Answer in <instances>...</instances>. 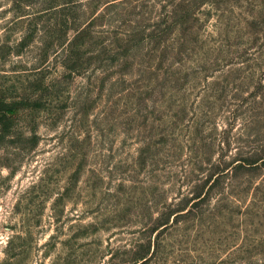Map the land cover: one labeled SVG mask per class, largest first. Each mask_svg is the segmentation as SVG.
Masks as SVG:
<instances>
[{"label": "rangeland", "instance_id": "1", "mask_svg": "<svg viewBox=\"0 0 264 264\" xmlns=\"http://www.w3.org/2000/svg\"><path fill=\"white\" fill-rule=\"evenodd\" d=\"M198 1L0 0V264H264V0Z\"/></svg>", "mask_w": 264, "mask_h": 264}, {"label": "trees", "instance_id": "2", "mask_svg": "<svg viewBox=\"0 0 264 264\" xmlns=\"http://www.w3.org/2000/svg\"><path fill=\"white\" fill-rule=\"evenodd\" d=\"M200 1L202 0H199L198 2ZM17 107H18V104L16 101H8L7 98L0 97V135L1 136L8 133L10 128L12 127L14 120H15ZM260 162L264 163V148H259V149L254 150L252 157L242 159L241 161L234 164L232 168H239V167H254L255 168L257 167V165L261 164ZM221 171H222V174L227 173V171H224V169ZM219 175L220 174L214 177L213 181L210 184H208L207 189L204 190L203 192H200L199 190L198 192H196L197 194L195 196H192L190 198H183L181 201L175 202L173 204V208L171 212L169 213V216L168 214L167 215L165 214L163 218L160 219V221H162L161 224L164 225L163 228L168 227L172 223H175L176 217H178L179 215L190 213V212H197L199 209H202V207H205V206L208 207L209 206L208 193L215 186V182L218 180L217 176ZM216 208L217 207H212L213 212H215ZM178 211H182V212H178ZM170 216H172V218H170ZM11 244H12V239L10 238L7 241L6 246H5L6 253L11 252L12 250ZM145 257L146 256L141 255L139 252L136 251L129 259L126 260V263L127 264H141L143 261L147 259V258L144 259Z\"/></svg>", "mask_w": 264, "mask_h": 264}]
</instances>
